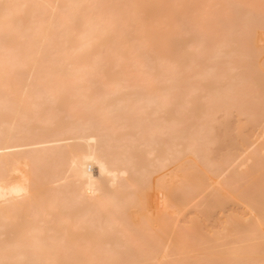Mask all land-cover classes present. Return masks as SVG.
Wrapping results in <instances>:
<instances>
[{
  "label": "bare ground",
  "instance_id": "6f19581e",
  "mask_svg": "<svg viewBox=\"0 0 264 264\" xmlns=\"http://www.w3.org/2000/svg\"><path fill=\"white\" fill-rule=\"evenodd\" d=\"M0 264H264V0H0Z\"/></svg>",
  "mask_w": 264,
  "mask_h": 264
}]
</instances>
